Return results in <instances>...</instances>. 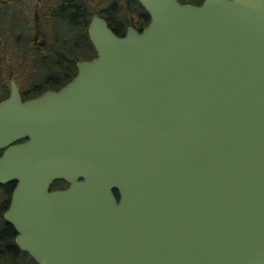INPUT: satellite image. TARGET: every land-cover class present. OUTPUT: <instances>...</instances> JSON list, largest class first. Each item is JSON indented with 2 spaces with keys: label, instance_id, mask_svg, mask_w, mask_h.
I'll return each mask as SVG.
<instances>
[{
  "label": "water",
  "instance_id": "1",
  "mask_svg": "<svg viewBox=\"0 0 264 264\" xmlns=\"http://www.w3.org/2000/svg\"><path fill=\"white\" fill-rule=\"evenodd\" d=\"M138 2L142 32L92 17L96 57L62 90L23 100L12 80L0 102L16 245L36 264H264V0Z\"/></svg>",
  "mask_w": 264,
  "mask_h": 264
},
{
  "label": "flooded vegetation",
  "instance_id": "2",
  "mask_svg": "<svg viewBox=\"0 0 264 264\" xmlns=\"http://www.w3.org/2000/svg\"><path fill=\"white\" fill-rule=\"evenodd\" d=\"M33 1L35 2L36 15L32 31L35 33V37L32 39L33 41L31 47L28 48L29 50L25 51V56L27 55V60L31 63L35 58H39V60L42 62L45 69L41 75L40 81L32 80L25 73L24 77L22 76V78L25 83L27 82L26 88L22 86L19 81L14 78V74L17 73V71L15 68L11 67L9 63L10 59L8 58V50L2 52L4 59L3 66L6 69L9 78V89L11 81L15 80L20 88V93L23 100L38 97L49 91L59 92L70 82H72L74 79L72 66L74 34L71 12H73V8L77 9V7H80L84 10V13L87 14V8L89 4V0ZM18 4L23 6L21 2H18ZM103 11L105 14H108L107 11L109 10L103 9ZM141 16L144 18L147 17L148 19L150 18L146 10L144 13H141ZM148 24L149 21L142 26H128L125 29L124 34H126L129 28H134L137 31L142 32L148 26ZM80 51H85L83 44L80 48ZM59 184L62 185L60 186ZM66 188H68L67 183L64 181H57L52 185L51 190H63Z\"/></svg>",
  "mask_w": 264,
  "mask_h": 264
},
{
  "label": "trees",
  "instance_id": "3",
  "mask_svg": "<svg viewBox=\"0 0 264 264\" xmlns=\"http://www.w3.org/2000/svg\"><path fill=\"white\" fill-rule=\"evenodd\" d=\"M203 0H180L181 3H190L195 5H200ZM102 2L111 3L109 7L105 10L108 14H105L103 10L99 9L98 3L96 4L94 10H91V3H94V0H89L87 14L84 13V10L80 7L77 9L73 8L72 15V26H73V78L76 76L77 68L76 63L78 61L90 60L95 56V52L92 46V43L88 36V27L90 20L93 14H99L103 16L110 24V27L113 31L122 36L124 35L125 29L128 26H142L150 18H144L141 16V13H144L145 9L137 0H102ZM84 45L85 51L81 52L80 48ZM93 54H92V53ZM4 59L3 54H0V101L6 99L9 95V84L8 86L2 84L1 80L2 71L4 68ZM2 151H0V154ZM16 187V183H10L7 185H0V264L6 262H15V261H24L30 260L33 261L30 256L26 253L20 251L16 245V236L17 232L14 227L8 223L4 214L9 208L11 196ZM34 262V261H33ZM35 264V262H34Z\"/></svg>",
  "mask_w": 264,
  "mask_h": 264
},
{
  "label": "rangeland",
  "instance_id": "4",
  "mask_svg": "<svg viewBox=\"0 0 264 264\" xmlns=\"http://www.w3.org/2000/svg\"><path fill=\"white\" fill-rule=\"evenodd\" d=\"M18 2H21L23 6H20ZM97 3L101 10L106 9L111 4L102 2V0H94L92 5L89 4L91 10H94ZM35 15V2L33 0H0V54L8 50L9 63L17 71L14 78L25 88L27 82L25 83L22 78L25 73L32 80L40 81L45 69L39 58L33 59L31 63L27 60V55L25 56V51L29 50L32 39L35 37V33L32 31ZM1 78L3 79L1 80L2 84L8 86L9 78L5 68H3ZM4 264H34V262L24 260Z\"/></svg>",
  "mask_w": 264,
  "mask_h": 264
}]
</instances>
